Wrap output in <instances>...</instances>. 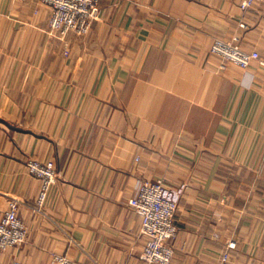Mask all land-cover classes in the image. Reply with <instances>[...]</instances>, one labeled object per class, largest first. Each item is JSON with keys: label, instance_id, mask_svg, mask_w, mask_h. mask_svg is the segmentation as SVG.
Wrapping results in <instances>:
<instances>
[{"label": "crops", "instance_id": "crops-1", "mask_svg": "<svg viewBox=\"0 0 264 264\" xmlns=\"http://www.w3.org/2000/svg\"><path fill=\"white\" fill-rule=\"evenodd\" d=\"M100 0L86 36L39 0H0V216L27 239L0 264H145L128 201L163 179L171 264H264V0ZM215 39L260 59L210 52ZM58 173L41 209L29 160Z\"/></svg>", "mask_w": 264, "mask_h": 264}, {"label": "built area", "instance_id": "built-area-1", "mask_svg": "<svg viewBox=\"0 0 264 264\" xmlns=\"http://www.w3.org/2000/svg\"><path fill=\"white\" fill-rule=\"evenodd\" d=\"M50 8L48 19L49 30L59 36L73 33L86 36L99 16L100 0H39ZM256 0H241L238 8L246 12L253 7ZM210 52L224 62L247 68L253 61L260 59L257 51H245L232 42L215 39ZM29 174L40 183V191L36 200L37 209H41L50 188L57 178L53 162H41L35 159L26 163ZM131 209L141 218L140 231L146 237L140 254L145 264H171L173 250L167 241L177 235L178 228L174 223L177 203L166 193L163 179L140 182L136 194L128 201ZM27 239V229L18 217V202L8 201L7 210L0 216V250L20 246ZM57 264H69L65 256H55ZM12 264H22L14 261ZM218 264H235L229 254L223 252Z\"/></svg>", "mask_w": 264, "mask_h": 264}]
</instances>
